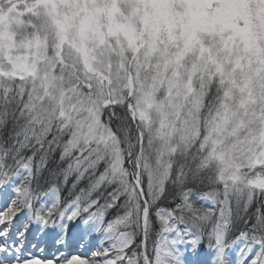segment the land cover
<instances>
[{
	"label": "snow or ice",
	"instance_id": "1",
	"mask_svg": "<svg viewBox=\"0 0 264 264\" xmlns=\"http://www.w3.org/2000/svg\"><path fill=\"white\" fill-rule=\"evenodd\" d=\"M0 264H264V0H0Z\"/></svg>",
	"mask_w": 264,
	"mask_h": 264
}]
</instances>
